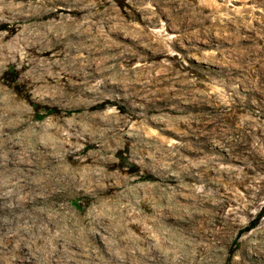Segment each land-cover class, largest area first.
<instances>
[{"label":"rangeland","instance_id":"obj_1","mask_svg":"<svg viewBox=\"0 0 264 264\" xmlns=\"http://www.w3.org/2000/svg\"><path fill=\"white\" fill-rule=\"evenodd\" d=\"M180 89L168 107L183 113L156 111L161 91ZM246 101L264 122V0H0V125L20 127L29 181L81 176L69 193L39 192L37 208L112 223L105 238L142 222L125 247L140 248V232L150 264H264V183H233L226 170L252 161L232 142L206 149L199 125L218 117L235 139L224 117Z\"/></svg>","mask_w":264,"mask_h":264},{"label":"bare ground","instance_id":"obj_2","mask_svg":"<svg viewBox=\"0 0 264 264\" xmlns=\"http://www.w3.org/2000/svg\"><path fill=\"white\" fill-rule=\"evenodd\" d=\"M139 35L138 37L140 38ZM101 47L102 54L109 53L108 55H111L107 47ZM160 48L162 49L161 52L153 48L155 51L151 55L154 59H158L164 53H167V50L163 49L162 45ZM102 65L104 67L106 62L103 61ZM95 73L94 67L92 68L89 63L83 65L82 77L84 79ZM172 75L174 74L172 73ZM181 91L182 89L161 91L162 99L159 100V105L155 106L156 111H166L174 115L183 113V110L179 108L168 107L181 95ZM195 102L202 109L207 106L206 104L201 106V100L196 99ZM247 104L248 101L244 102L241 109L233 105L230 106L224 117L226 120L231 121L230 127L232 126L235 129L230 130L231 134H238L233 140L224 141L222 139L223 133H220L218 129L219 126L210 122L216 121V119H219L218 117L210 118L208 122L204 121V123L201 122L199 124L201 127L211 128V131L208 130L210 133L205 135L209 139L208 142L203 144L206 149L217 150L225 147L224 144L227 145V143L232 142L239 156H246L245 158L252 161L251 166L245 170H226L225 174L230 179L233 178L234 174L239 176L238 179L235 177V182H233L239 185L244 184L248 180L249 175L254 179H260V184L264 183V178L261 179L262 174H264V122L258 119H250L257 114L247 112L245 110L248 108ZM239 112H243L245 115H239ZM245 116H249L248 119ZM168 121L170 122V120ZM19 128L17 126L0 125V264H143V262L144 264H150L149 257L151 253L145 248L141 239L144 236L140 232V238L136 239L140 244V248H134V252L130 250L129 246L125 247V245L131 243L130 230L139 231L141 226L144 225L142 222L136 225L133 223L117 224V227L112 229L110 239L104 237L101 226H112V223L94 220L87 223L81 221L73 225L47 218L42 210L37 208L43 201H46V199H43L46 196H38L39 192L52 195L57 193L58 189H61L65 193H69L74 189V185H78L81 181V176L73 172L63 173L61 174V181L56 180L55 184H51L52 181L49 175L46 176L44 174L43 180L29 181L31 180L29 176L33 173L31 169L34 166L24 162V138L14 137ZM220 139H222V142ZM45 160L44 167L38 166L40 170L53 165L51 157L45 156ZM215 160L204 157V164L210 166L211 163V166L217 168V164L214 163ZM25 165H28L30 169H25ZM220 173H222L221 170ZM67 180L71 181V183ZM42 183L44 186L40 187ZM233 183L227 184V187ZM27 191L30 194H27ZM163 217L165 219L170 218L165 214H163ZM98 230L100 234L96 233ZM100 239H104V242ZM107 239H115L116 242L109 243Z\"/></svg>","mask_w":264,"mask_h":264}]
</instances>
